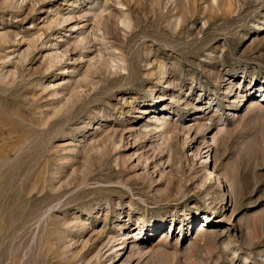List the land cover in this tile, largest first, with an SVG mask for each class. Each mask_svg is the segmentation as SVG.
<instances>
[{"label": "rangeland", "instance_id": "374dc122", "mask_svg": "<svg viewBox=\"0 0 264 264\" xmlns=\"http://www.w3.org/2000/svg\"><path fill=\"white\" fill-rule=\"evenodd\" d=\"M0 264H264V0H0Z\"/></svg>", "mask_w": 264, "mask_h": 264}]
</instances>
